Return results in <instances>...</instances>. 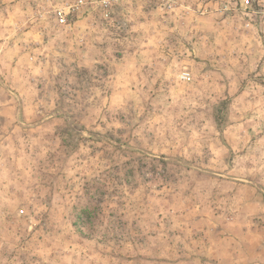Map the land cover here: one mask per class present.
<instances>
[{"label": "rangeland", "instance_id": "374dc122", "mask_svg": "<svg viewBox=\"0 0 264 264\" xmlns=\"http://www.w3.org/2000/svg\"><path fill=\"white\" fill-rule=\"evenodd\" d=\"M0 264H264V0H0Z\"/></svg>", "mask_w": 264, "mask_h": 264}, {"label": "built area", "instance_id": "2783aa9c", "mask_svg": "<svg viewBox=\"0 0 264 264\" xmlns=\"http://www.w3.org/2000/svg\"><path fill=\"white\" fill-rule=\"evenodd\" d=\"M243 1H245L246 3H249V0H243ZM57 19L59 20L60 24H64L67 21L66 14L62 10L58 11Z\"/></svg>", "mask_w": 264, "mask_h": 264}]
</instances>
